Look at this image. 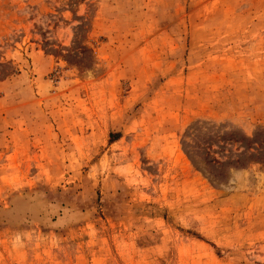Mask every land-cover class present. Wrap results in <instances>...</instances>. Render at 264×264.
<instances>
[{
  "label": "rangeland",
  "instance_id": "374dc122",
  "mask_svg": "<svg viewBox=\"0 0 264 264\" xmlns=\"http://www.w3.org/2000/svg\"><path fill=\"white\" fill-rule=\"evenodd\" d=\"M0 63V264H264V0H0Z\"/></svg>",
  "mask_w": 264,
  "mask_h": 264
},
{
  "label": "trees",
  "instance_id": "16d2710c",
  "mask_svg": "<svg viewBox=\"0 0 264 264\" xmlns=\"http://www.w3.org/2000/svg\"><path fill=\"white\" fill-rule=\"evenodd\" d=\"M85 27H87V25L86 24H84V23H82V24H80L78 27H77V30L79 31V32H81L82 30H84V28ZM67 51L69 52V54L66 56V57H69V55H70V49L68 50L67 49ZM73 51V50H72ZM49 52H51V53H55V54H58V51H54L53 49H51ZM74 55L75 56H77L78 57V55H76L75 53H74ZM74 56V57H75ZM84 63V60L83 59H80V61H79V64H80V66H82V64ZM0 67L2 68V70H0V78L2 79V80H4V79H6L7 77H9V76H11V75H13V74H15L16 73V69L11 65V63H0ZM82 68H86V66H82ZM242 139L243 140H245V137H242ZM246 151H243L241 154H243V153H245ZM187 153L189 154V152L187 151ZM190 155V154H189ZM254 156V154L253 153H251V154H249V157H253ZM215 162H218V161H216L215 159H213ZM237 163H239L240 162V158L236 161Z\"/></svg>",
  "mask_w": 264,
  "mask_h": 264
}]
</instances>
